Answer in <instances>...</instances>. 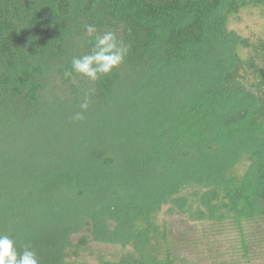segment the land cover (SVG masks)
<instances>
[{
	"label": "trees",
	"instance_id": "trees-1",
	"mask_svg": "<svg viewBox=\"0 0 264 264\" xmlns=\"http://www.w3.org/2000/svg\"><path fill=\"white\" fill-rule=\"evenodd\" d=\"M261 5L0 0V149L28 131L43 147L39 159L28 156L12 168L28 171L32 164L33 172L14 185L0 180V235L8 233L19 251L28 246L42 254L47 234L74 220L83 232L76 248L91 241L124 247L97 264H155V225L147 217L171 199L174 184L186 189L180 182L190 176L207 200L224 201L215 218L264 215V35L250 39L228 28L229 16ZM107 31L127 48L123 63L96 81L66 77L72 57L88 53ZM89 91L88 119L76 121ZM230 155L244 156L240 174L229 173ZM80 208L87 215L78 216ZM205 214L196 208L187 215L206 220ZM102 216H112L124 241L107 238ZM129 240L139 247L125 250ZM161 253L159 264H173L168 249Z\"/></svg>",
	"mask_w": 264,
	"mask_h": 264
},
{
	"label": "rangeland",
	"instance_id": "rangeland-1",
	"mask_svg": "<svg viewBox=\"0 0 264 264\" xmlns=\"http://www.w3.org/2000/svg\"><path fill=\"white\" fill-rule=\"evenodd\" d=\"M228 28L242 37L250 39L263 36L264 5L244 7L238 13L229 16ZM116 95L115 97H118V90H116ZM166 100L170 101L169 99L164 101ZM112 102L113 98H108L106 105L109 106ZM45 110L46 112L49 111V109ZM119 119L121 118H117V120ZM27 128L26 125H23V129L27 130ZM29 133L30 131L24 133L20 140L14 139L8 146L3 147L2 150L0 149L1 181L14 185L16 181L18 183V179L24 178L26 174L33 172L32 164H29L31 169L28 171L25 168L18 172L12 169L17 163L19 164L22 161L27 163L30 159L28 156L31 157V160L39 159L35 157H40L43 152L40 135L31 136L28 135ZM184 143L177 140L173 142L174 145L178 144L181 148L184 147L182 146ZM25 148L28 150L24 153ZM242 158L244 159V156L235 157L233 155H230L228 159L226 158V162H229L228 171L231 175L240 174L243 171L245 161H242ZM191 178V176L190 178L187 177V179L180 182V184L187 186L186 189H179L174 184L176 188L173 189L174 193L171 195V199L167 203L155 204L154 209L150 211L149 217H147L155 225L154 230H150L152 248L153 250L158 248L154 258L155 264H159V260L162 258L161 250L165 249L169 250L173 264H183L185 262L190 264H264V215L243 218L240 221H236L233 217L215 218V216L224 212V206L222 205L224 201L211 202L207 200L204 195H201L204 189ZM195 189L199 190L200 195L193 197L191 195ZM101 201L94 200L93 204ZM184 203L187 206L182 209ZM91 207L90 209L96 210L93 205ZM170 208H173V210L169 211ZM196 208L206 212V220L189 219L188 212ZM80 211L77 213L78 216L84 217L87 215L84 208H80ZM102 217L104 220L100 225H102L103 233L108 236L107 238L112 237L114 242L124 241L121 237H126V233L116 231L114 228L116 222L112 220V216ZM76 222L65 220L63 222L65 230L59 231L55 228V231L47 234L49 236L48 243L43 245V251H46L42 254L35 252L40 264H97L100 257L114 259L124 250V247L120 244L104 241H91L88 247L76 248L75 243L83 233L77 228L78 226L73 225ZM119 223L122 224V222ZM26 237L27 239L30 238L27 235ZM127 243L128 246L125 247V250L139 247L137 244L133 245L130 240ZM151 243L148 245H151ZM74 250H77L76 254ZM63 252L64 256L61 258Z\"/></svg>",
	"mask_w": 264,
	"mask_h": 264
},
{
	"label": "clouds",
	"instance_id": "clouds-1",
	"mask_svg": "<svg viewBox=\"0 0 264 264\" xmlns=\"http://www.w3.org/2000/svg\"><path fill=\"white\" fill-rule=\"evenodd\" d=\"M95 31L93 26L87 27L89 35ZM126 55L127 48L123 45V41L119 40L112 31L104 32L94 37V43L88 53L72 57L71 70L66 71L65 76L72 77L75 73L96 81L122 64ZM90 91L84 94V101L79 106L81 111L74 113L72 117L74 120L81 121L85 118ZM0 264H40V261L28 246L19 251L11 236L0 235Z\"/></svg>",
	"mask_w": 264,
	"mask_h": 264
}]
</instances>
